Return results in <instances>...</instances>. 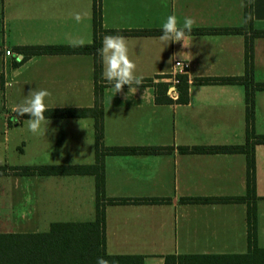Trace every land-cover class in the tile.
<instances>
[{"label":"crops","instance_id":"obj_1","mask_svg":"<svg viewBox=\"0 0 264 264\" xmlns=\"http://www.w3.org/2000/svg\"><path fill=\"white\" fill-rule=\"evenodd\" d=\"M101 0L95 32L94 0H0V233H46L56 222L97 218L96 173H104L105 250L144 255L164 264L166 255L244 254L264 248V143L254 145L250 191L247 152L198 151L201 146L245 145L246 87L200 83L204 77L246 74V41L253 43V75L264 83V0ZM79 13L77 23L72 15ZM175 13L193 28L242 27L237 33L190 34L183 43L161 34H116L143 85L115 94L95 75L93 52L53 53L44 48L103 40L110 31L161 29ZM21 49L16 57L5 50ZM189 62V100L157 102V84L167 83L173 62ZM103 71V66H102ZM102 73V72H101ZM96 83L101 102L96 103ZM169 83L167 94L173 88ZM35 89H46L48 109L95 110L81 116H46L45 134L28 130L27 116L12 108ZM179 95V92H178ZM102 147H155L156 151L106 153L96 159V119ZM255 134L264 135V89L254 92ZM188 148V150H183ZM105 152V150H103ZM94 165L90 173L40 172L38 167ZM239 197L238 200H216ZM110 199H128L111 202ZM152 200V201H145ZM255 205L256 246L248 241V211ZM153 259L152 262H148Z\"/></svg>","mask_w":264,"mask_h":264},{"label":"trees","instance_id":"obj_2","mask_svg":"<svg viewBox=\"0 0 264 264\" xmlns=\"http://www.w3.org/2000/svg\"><path fill=\"white\" fill-rule=\"evenodd\" d=\"M95 7V32L97 33L101 21V0H94ZM253 0H245V21L250 22L253 17ZM242 27H211V28H193L191 34L202 33H237L241 32ZM162 34L160 29L132 30V31H110V34ZM264 35V31L257 33ZM102 42L95 36L93 43L79 47L72 46H50L43 50L53 53H79L93 52L96 78L101 77L102 64L98 49ZM187 74H179V92L176 100H173L168 94L169 83L157 84L158 96L157 102H179L186 103L189 100V84ZM200 83H243L246 87V135L245 145L229 146H201L196 147L198 151H222L247 152V160L250 169L249 188L254 187V145L264 143V135H257L253 129L254 123V92L256 89H264V83H258L253 75V43L252 40L246 41V74L243 76L227 77H204L196 79ZM102 87L96 83V103L101 102ZM94 108H53L46 111L45 116H81L94 111ZM99 112V111H98ZM102 111L96 119V159L100 168L103 169L104 157L106 153H134L156 151L155 147H102L103 122ZM105 150V152L103 151ZM188 150V148H183ZM94 165L80 166H46L34 168L40 172H78L90 173ZM5 167H0V174ZM97 187V218L88 222H56L51 226V230L46 233H0V264H96L98 258H104L109 264H148L145 262L144 255L140 254H109L105 250V210L100 206L99 199L104 193V173L95 172ZM239 197H229L216 200H238ZM111 202H127L128 199H110ZM152 201V200H145ZM256 208L253 205L248 211V241L250 247L256 246ZM258 255L259 259L264 260V248H254L244 254H185V255H166L164 264H225L232 261H247L253 263L254 257ZM227 261V262H226ZM235 264V263H233Z\"/></svg>","mask_w":264,"mask_h":264},{"label":"clouds","instance_id":"obj_3","mask_svg":"<svg viewBox=\"0 0 264 264\" xmlns=\"http://www.w3.org/2000/svg\"><path fill=\"white\" fill-rule=\"evenodd\" d=\"M79 23L82 16L79 13L72 15ZM195 20L192 17H184L180 25L175 13L168 15L161 25L159 40L166 46L171 43H183L190 38ZM84 41L74 39L70 42L72 47L83 46ZM103 71L102 80L110 86L114 93L122 92L125 85L129 86V92L135 93L137 87L143 85V76L137 75V65L129 57V48L126 38L121 35H106L103 37L102 46L98 49ZM51 93L46 89H35L19 104L12 108L17 117L27 116L28 130L33 135L45 134L50 121L45 113L48 111L45 100ZM2 163V161H0ZM96 264H109L104 258H98Z\"/></svg>","mask_w":264,"mask_h":264},{"label":"built area","instance_id":"obj_4","mask_svg":"<svg viewBox=\"0 0 264 264\" xmlns=\"http://www.w3.org/2000/svg\"><path fill=\"white\" fill-rule=\"evenodd\" d=\"M21 52V49H11L7 48L5 50V55L6 56H11V57H16L19 53ZM189 71V62L188 61H183V60H178L176 59L173 62V72L169 78H167L168 82H171L173 85V88L170 91V95L174 98L178 97V89L177 85L179 84V79L177 78V75L179 74H188Z\"/></svg>","mask_w":264,"mask_h":264},{"label":"rangeland","instance_id":"obj_5","mask_svg":"<svg viewBox=\"0 0 264 264\" xmlns=\"http://www.w3.org/2000/svg\"><path fill=\"white\" fill-rule=\"evenodd\" d=\"M254 260H255V262L253 261V263H251V260L249 261V262H247V261H245V260H243V261H232L233 263H235V264H264V260H261V259H259V256L258 255H256L255 257H254ZM153 261V259H149L148 260V262H152ZM227 262V261H226ZM233 263H231V264H233ZM175 264H180L179 262H177V263H175ZM225 264H229V263H225Z\"/></svg>","mask_w":264,"mask_h":264}]
</instances>
